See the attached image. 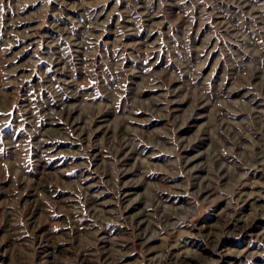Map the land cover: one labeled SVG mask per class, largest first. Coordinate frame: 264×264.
Listing matches in <instances>:
<instances>
[{
  "label": "rangeland",
  "instance_id": "374dc122",
  "mask_svg": "<svg viewBox=\"0 0 264 264\" xmlns=\"http://www.w3.org/2000/svg\"><path fill=\"white\" fill-rule=\"evenodd\" d=\"M0 264H264V0H0Z\"/></svg>",
  "mask_w": 264,
  "mask_h": 264
}]
</instances>
